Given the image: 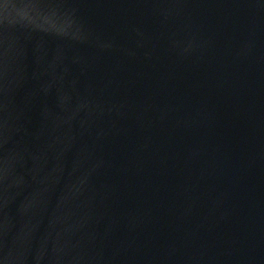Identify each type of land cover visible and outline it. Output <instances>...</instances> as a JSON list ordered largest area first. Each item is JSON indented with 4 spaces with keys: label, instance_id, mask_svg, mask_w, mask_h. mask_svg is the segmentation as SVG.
<instances>
[{
    "label": "water",
    "instance_id": "obj_1",
    "mask_svg": "<svg viewBox=\"0 0 264 264\" xmlns=\"http://www.w3.org/2000/svg\"><path fill=\"white\" fill-rule=\"evenodd\" d=\"M0 264H264V0H0Z\"/></svg>",
    "mask_w": 264,
    "mask_h": 264
}]
</instances>
